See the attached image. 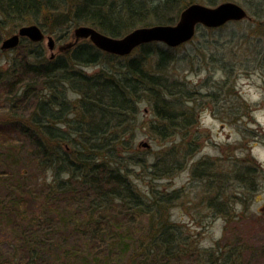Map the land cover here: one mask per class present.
<instances>
[{"label":"trees","instance_id":"16d2710c","mask_svg":"<svg viewBox=\"0 0 264 264\" xmlns=\"http://www.w3.org/2000/svg\"><path fill=\"white\" fill-rule=\"evenodd\" d=\"M229 1L0 0V39L9 26L36 24L66 42L51 58L43 43L23 39L19 57L0 68V111L10 114L0 127V232L10 231L12 250L0 264H177L190 257L188 235L168 214L182 195L144 191L136 179L164 180L186 168L202 148L196 125L204 98L225 120L253 114L240 96L227 102L225 92H234L243 74L260 73L264 81V0H241L248 19L233 28L200 26L178 48L154 42L122 57L89 40L67 41L79 26L120 38L174 25L194 3ZM205 67L217 68L222 81L211 75L194 84L182 76ZM142 105L152 116L143 123ZM143 138L158 150L142 149ZM9 145L10 153L1 148ZM245 163L228 179L253 193L258 166ZM195 167L197 178L224 188L227 175L215 178L203 161ZM227 206L211 202L225 215ZM230 250L206 249L194 264L245 263L242 247Z\"/></svg>","mask_w":264,"mask_h":264},{"label":"rangeland","instance_id":"374dc122","mask_svg":"<svg viewBox=\"0 0 264 264\" xmlns=\"http://www.w3.org/2000/svg\"><path fill=\"white\" fill-rule=\"evenodd\" d=\"M230 1L246 8L241 0ZM248 13L250 14V11ZM226 25L229 28L236 26L235 22ZM19 28H12L14 30H10V26L7 28L8 30L1 36L0 48L3 41L15 34ZM76 28L72 29L68 43L76 41L74 36ZM46 35L53 36L56 43L54 51H51L48 46V39L46 38L42 42L47 49L48 57H52L53 54L58 55L66 42L58 40L53 34L46 32ZM2 52V54L0 53V68L6 70L9 68L10 61L19 57L20 51L13 49ZM99 69L100 66H95L88 68V71L93 73ZM205 69L199 73L187 71L182 76H185L189 82L194 84H198L211 75L214 81H222V73L217 68L211 67L209 69L205 67ZM175 75L181 76L180 74ZM235 96H240L242 100H245L248 105L255 109L251 116L246 117L239 123L229 118L225 120L222 115L217 112L214 113L209 100L204 98L206 109L198 118L196 125L203 136L201 140L202 148L190 160L186 168L173 177L164 180L136 179L144 191L155 187L169 192L178 191L182 195L180 200H174L168 208V214L172 222L179 227L178 229L183 231V235H188L186 241H189L190 244L187 251L188 254L190 253V257H184V260L177 264H194L195 259L205 254L204 250L218 249L220 246L223 247L225 252L242 247L244 249V264H264V81L261 74L252 73L238 76L235 91L233 92L230 88H227L225 92L227 102L236 101ZM141 110L142 123L152 118L147 113L145 105L141 106ZM9 116L8 111H0V127L6 124L5 122H7ZM245 128L248 131L244 133ZM6 136L10 137V135ZM137 142L142 145V149L149 152L152 149L158 150L153 141L148 138L137 140ZM10 144H12L11 141ZM1 148L7 151L10 150V145ZM250 160L253 163L255 161L258 166L259 188L253 193H247L243 185L233 179H228L241 167H245L247 165L245 162ZM200 161L207 163V171L215 178L216 175H227L223 189L218 188L216 179L213 180L215 182H211L207 177L205 179L196 177L195 165ZM29 170L32 172L33 169L30 168ZM42 176L46 181L47 179L52 180L51 172L43 173ZM218 191L222 192L221 197H223V200L218 197ZM242 192L244 194L238 196ZM214 201L227 203L228 206L225 211L228 214L215 212L211 207V202ZM9 253L12 255L10 231H5L2 228L0 232V255H8ZM192 254L195 256H192Z\"/></svg>","mask_w":264,"mask_h":264},{"label":"water","instance_id":"95a60500","mask_svg":"<svg viewBox=\"0 0 264 264\" xmlns=\"http://www.w3.org/2000/svg\"><path fill=\"white\" fill-rule=\"evenodd\" d=\"M248 18V11L235 2H224L215 7L194 3L182 11L179 21L174 25L136 28L120 38L105 35L90 26H79L75 29L74 36L76 42L89 40L106 53L124 57L131 55L138 47L154 42L163 43L170 48H178L191 42L200 26L220 28L230 22H240ZM46 38L49 41V49L54 51L56 43L53 36H47L46 32L36 24L25 25L3 41L1 50L16 49L23 39L42 43ZM54 57L53 54L51 58Z\"/></svg>","mask_w":264,"mask_h":264},{"label":"bare ground","instance_id":"6f19581e","mask_svg":"<svg viewBox=\"0 0 264 264\" xmlns=\"http://www.w3.org/2000/svg\"><path fill=\"white\" fill-rule=\"evenodd\" d=\"M133 31V30H132ZM102 33V32H101ZM130 33V32H129ZM104 34V33H103ZM105 35H107V34H105ZM108 36H110V35H108ZM100 50V49H99ZM102 51V50H101ZM104 52V51H103Z\"/></svg>","mask_w":264,"mask_h":264}]
</instances>
